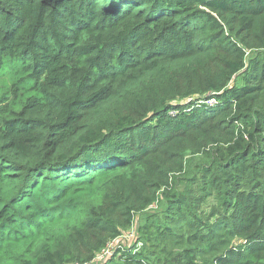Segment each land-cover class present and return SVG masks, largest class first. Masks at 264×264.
<instances>
[{"label":"trees","instance_id":"obj_1","mask_svg":"<svg viewBox=\"0 0 264 264\" xmlns=\"http://www.w3.org/2000/svg\"><path fill=\"white\" fill-rule=\"evenodd\" d=\"M0 264H264V0H0Z\"/></svg>","mask_w":264,"mask_h":264},{"label":"built area","instance_id":"obj_2","mask_svg":"<svg viewBox=\"0 0 264 264\" xmlns=\"http://www.w3.org/2000/svg\"><path fill=\"white\" fill-rule=\"evenodd\" d=\"M136 226V225H135ZM134 231H135V229H134ZM134 231H133V229L128 233V234H126L124 237H122V238H120V240L121 239H128V241H131L132 242V239H133V236H134ZM115 243H110V245L112 246V245H114ZM109 245V246H110ZM130 245V244H129ZM109 246L104 250V251H102L101 252V254L97 257V261L98 262H101V261H103L104 259H107L108 257H111L112 255H113V253H112V251H110V249H109ZM142 246V243L141 242H139L138 244H137V248L139 249L140 247Z\"/></svg>","mask_w":264,"mask_h":264},{"label":"rangeland","instance_id":"obj_3","mask_svg":"<svg viewBox=\"0 0 264 264\" xmlns=\"http://www.w3.org/2000/svg\"><path fill=\"white\" fill-rule=\"evenodd\" d=\"M135 232V231H134ZM120 241V243H122V244H124L125 246H129V244H131V241H128V239L126 240V239H121V240H119ZM112 243H114V242H112ZM104 260H106V259H104ZM103 260V261H104ZM102 261V262H103Z\"/></svg>","mask_w":264,"mask_h":264}]
</instances>
